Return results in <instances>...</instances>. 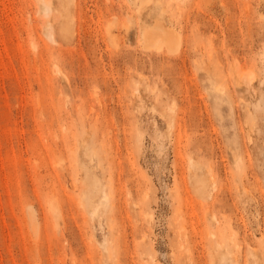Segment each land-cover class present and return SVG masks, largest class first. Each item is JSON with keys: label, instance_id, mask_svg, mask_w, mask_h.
<instances>
[{"label": "rangeland", "instance_id": "1", "mask_svg": "<svg viewBox=\"0 0 264 264\" xmlns=\"http://www.w3.org/2000/svg\"><path fill=\"white\" fill-rule=\"evenodd\" d=\"M47 1L0 0V264H264V0Z\"/></svg>", "mask_w": 264, "mask_h": 264}, {"label": "bare ground", "instance_id": "2", "mask_svg": "<svg viewBox=\"0 0 264 264\" xmlns=\"http://www.w3.org/2000/svg\"><path fill=\"white\" fill-rule=\"evenodd\" d=\"M44 1V6H45V9H47V11H50L51 9H52V6L48 3V1L47 0H43ZM67 7V6H66ZM69 24H71V23H69ZM158 28V27H157ZM110 30V29H109ZM112 30V29H111ZM155 31H158V30H156V28L154 29V32ZM161 31H164V29L163 30H161ZM153 32V31H152ZM159 32V31H158ZM165 32V33H164ZM164 32H162V35H161V32H159L160 34L159 35H157V34H152V36H150L149 38H147L148 40L144 43L143 42V44L144 45H146V46H144L145 48H150V46H151V49L152 48H154V49H157V48H159V49H162L163 48V46H167L168 47V50H170V52L172 51V52H176V51H178L177 49H179L178 47L180 46L179 44L177 45V41H176V39L172 36H170V35H165L166 34V30L164 31ZM146 33V32H145ZM147 33H149V32H147ZM156 33V32H155ZM163 33H164V35H163ZM51 34V33H50ZM170 34H171V32H170ZM145 35V34H144ZM172 35V34H171ZM146 36V35H145ZM51 37L53 38V35H51ZM147 37V36H146ZM146 37H145V39H146ZM144 38V37H143ZM174 38V39H173ZM150 40V42H152L153 43V46H155V47H152V43H150L149 45H147ZM147 43V44H146ZM149 46V47H148ZM156 46H157V48H156ZM178 46V47H177ZM56 61V60H55ZM59 61V60H58ZM66 62V61H65ZM70 63V62H69ZM57 65V64H56ZM59 65V64H58ZM59 70V69H58ZM68 70H70V69H68ZM63 74V73H62ZM66 75V74H65ZM94 109V108H93ZM93 109H91L92 111H94ZM78 110V109H77ZM91 111V112H92ZM68 129V128H67ZM93 152V151H92ZM60 162V161H59ZM107 196V195H106ZM148 197V196H147ZM58 202V201H57ZM49 205V204H48ZM59 205V204H58ZM52 207V206H51ZM59 207V206H58ZM59 209V208H58ZM60 210V209H59ZM62 210V209H61ZM51 212V211H50ZM59 212V211H58ZM63 212V211H62ZM62 212L60 213V214H62ZM61 218V217H60ZM64 219V218H63ZM66 226V225H65ZM57 228V227H56ZM66 229V228H65ZM37 247H38V245H36ZM33 247H34V245H33ZM33 249V248H32ZM31 249V250H32ZM37 249V248H36ZM38 250V249H37ZM33 253V252H32ZM38 258V257H37Z\"/></svg>", "mask_w": 264, "mask_h": 264}]
</instances>
